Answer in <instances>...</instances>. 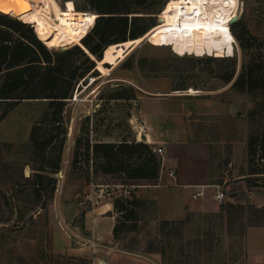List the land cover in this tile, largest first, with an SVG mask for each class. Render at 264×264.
Masks as SVG:
<instances>
[{
	"label": "rangeland",
	"instance_id": "rangeland-1",
	"mask_svg": "<svg viewBox=\"0 0 264 264\" xmlns=\"http://www.w3.org/2000/svg\"><path fill=\"white\" fill-rule=\"evenodd\" d=\"M176 1L169 8L163 7L155 23L167 26L173 22L167 13ZM191 1L190 10L194 12L183 20V29L153 28L146 34L151 36L132 51L134 46H126L130 52L125 53L123 60L105 62L103 55L104 62L97 61L101 71L96 67V72L77 83L62 111L67 134L60 169L54 174L45 173L57 178L54 189L47 180L36 184L38 162L30 144L32 126L49 110V101L26 99L12 105L0 103V264H90L88 259L47 252L49 208L58 210L60 201L79 204L92 178L96 182L129 185L131 192L125 197L136 196L131 180H125L121 173H104L98 166L104 159H95L92 149L89 152L86 149L95 142H144L139 130L142 125L139 109L147 95H179L185 100L184 124L191 128L194 139L211 143L214 181L220 183L226 195L238 188H264V152L253 156L248 148L250 137L259 136L264 129L263 92L260 89L239 92L233 87L243 64L253 56L264 55V0H223L218 7L212 5L214 8L205 7L209 0ZM232 2L236 4L233 18L237 16L235 21H239L237 30L245 26L256 37L247 41L250 48L243 49L230 32L233 18H220L217 26L221 28L210 29L220 14L232 11ZM77 5L86 11L77 10ZM88 6L87 0H34L28 3L25 18L38 23V34L50 49L64 50L78 44L92 30L98 14ZM4 7L18 17L17 0L4 2ZM89 16L90 21L75 33L81 28L77 27L78 20ZM32 24L37 29V24ZM107 59H111L110 54ZM231 59L236 60V74L232 81L226 82L222 77L232 70ZM182 91L194 92L183 94ZM251 169L257 173L250 174ZM122 192V188L115 187L113 198L95 206L114 203ZM243 196L236 203L221 202L226 211L220 209L182 219L188 218L183 229L185 237L182 241L172 238L176 245L172 252L166 244L165 261L160 252L147 251L151 241L160 249L164 245L160 242L162 220L154 201L142 203L136 228L123 230L115 243L122 250L152 257L155 264H177L180 257L182 264H243L248 227L255 221L264 224V212L252 210L253 204L248 199L243 202L248 195ZM229 203L244 209L232 208ZM89 209L87 205L81 206L82 213ZM113 214L116 216L115 210ZM76 221L83 223L82 218ZM200 233L204 234L202 249L196 246V250L188 252L194 245L187 242ZM182 243L187 251L184 256L179 251Z\"/></svg>",
	"mask_w": 264,
	"mask_h": 264
},
{
	"label": "trees",
	"instance_id": "trees-1",
	"mask_svg": "<svg viewBox=\"0 0 264 264\" xmlns=\"http://www.w3.org/2000/svg\"><path fill=\"white\" fill-rule=\"evenodd\" d=\"M33 1L19 2L18 17L9 11H0V103L9 102L8 104L12 105L26 99L49 101V110L32 126L30 144L38 162L35 168L36 184H43L47 180L53 184L54 189L57 178L45 173L50 171L54 174L60 169L67 134V126L62 115L64 102L72 96L80 80L86 79L92 71L96 72L97 61L113 62L107 59V54H110L116 44L135 47L148 32L157 27L159 23H155L156 15L164 10L169 0H87L90 5L88 7L99 16L96 14L92 30L81 37L78 44L64 50L50 49L42 36H39L41 34H38V23L26 20L28 3ZM223 3L221 0V5ZM23 5H27V8L25 9ZM76 8L82 9L78 5ZM91 16L78 20L77 27L80 25L81 28L75 33L90 21ZM32 23L37 24V29ZM238 25L239 21H235L231 29L229 28L230 32L232 30L243 49L250 48L247 41L250 37L254 39L256 37L251 35L245 26L237 30ZM107 48L106 58L102 61ZM231 62L232 70L222 77L226 82L232 81L236 74V60L231 59ZM97 68L99 69V64ZM233 87L239 92L260 89L264 98V55L253 56L243 64ZM248 148L249 155L255 156L264 152V129L259 136L250 137ZM91 149L95 159L98 157L104 159V163L98 165L104 173H121L125 180L132 181L131 184H154L159 177V156L146 142H95L87 145L86 151L89 152ZM131 160H134V165L131 164ZM249 173L254 174L257 171L251 169ZM36 191L41 197L40 190ZM144 201L147 200L136 196L133 198L120 196L115 199L113 205L118 217L113 233L116 240L120 238L123 230L136 228L138 209ZM228 206L244 209L243 206L233 203H229ZM250 208L257 213L264 212V207L251 205ZM224 210L226 211V208L222 206L221 211ZM187 221L188 218L162 220L160 232L163 237L160 242L164 245H161L160 249L151 241L147 251L160 252L165 261L166 244L171 252L176 248L172 238L179 241L184 239L183 229ZM251 225L261 223L255 221ZM203 235L197 234L194 240L187 242L194 245L188 252L196 250V246L199 250L202 249L200 246ZM207 248L211 249V246ZM179 249L180 255L184 256L187 252L185 244H180ZM177 264H182V257L178 258Z\"/></svg>",
	"mask_w": 264,
	"mask_h": 264
},
{
	"label": "crops",
	"instance_id": "crops-1",
	"mask_svg": "<svg viewBox=\"0 0 264 264\" xmlns=\"http://www.w3.org/2000/svg\"><path fill=\"white\" fill-rule=\"evenodd\" d=\"M177 96L152 94L141 100L139 130L145 137L143 141L158 154L160 170L154 184H133L136 197L154 201L161 220L219 212L221 202L236 203L242 194L248 195L243 202L248 199L264 207L263 187L238 188L227 192L226 200L217 199L221 186L214 181L211 143L194 139L191 128L184 124L185 100ZM113 211L111 202L82 213L77 202L60 201L58 210L51 207L48 211L47 252L88 259L90 264H155L152 257L116 245L113 230L118 214L115 216ZM78 218H82V224L76 221ZM243 264H264V224L248 227Z\"/></svg>",
	"mask_w": 264,
	"mask_h": 264
},
{
	"label": "bare ground",
	"instance_id": "bare-ground-1",
	"mask_svg": "<svg viewBox=\"0 0 264 264\" xmlns=\"http://www.w3.org/2000/svg\"><path fill=\"white\" fill-rule=\"evenodd\" d=\"M173 1V0H172ZM172 1L170 0L169 2H168V4H167V6L166 7H170V4L172 3ZM218 2V3H214V2ZM236 2V1H235ZM232 4L233 5H231L233 8H232V11L231 12H226V13H224L223 12V14H220L219 15V17L218 18H216V20H215V22H214V24H212L211 26H210V29L211 28H213V27H215V28H221V27H219V25L217 26V23H219V20H220V18H222V19H224V18H226V16L228 17L227 18V20H230L231 18H233V16H234V12H235V8H236V4H234L233 2H232ZM191 5H193L192 4V1L191 0H178V1H176V3L174 4V7H171V10L169 11V13H167V15H170V16H172V20H173V22H171L170 24H168L167 26H165V25H161V24H159L158 26H164V27H162L163 29L165 28V27H167V28H170V27H172V28H179V29H183L182 28V26H183V20H186L185 19V17L188 15V14H192L194 11L193 10H190V7H191ZM212 5H215V6H217V5H221V3H220V0H209V5H206L205 7H208V8H214ZM218 7V6H217ZM216 7V8H217ZM166 9V8H165ZM165 13V14H166ZM164 14V15H165ZM164 21V22H163ZM162 22H163V24H165L166 22H165V18L163 17V20H162ZM229 22L230 21H228V22H226V25L224 26V28L229 24ZM94 24V23H93ZM93 26V25H92ZM157 26V27H158ZM184 27V26H183ZM186 29V28H185ZM158 31V30H157ZM157 31H155V32H153L152 34H154V33H156ZM151 36V35H150ZM149 36V37H150ZM149 37H147V38H149ZM135 47H133L132 49H131V51L134 49ZM107 51H108V48L107 49H105V51H104V59L106 58V54H107ZM129 51V49L127 48V47H124V46H122V43H119V44H116L115 45V48L110 52V58L113 60V61H118V62H120L121 60H123L124 58H125V53H127ZM130 52V51H129ZM128 55V54H127ZM110 59V60H111ZM98 69V68H97ZM98 70H100L101 71V69H98ZM102 72H105V71H102ZM192 90V89H191ZM191 92H194V91H191ZM142 134H141V132H140V136H141Z\"/></svg>",
	"mask_w": 264,
	"mask_h": 264
},
{
	"label": "built area",
	"instance_id": "built-area-1",
	"mask_svg": "<svg viewBox=\"0 0 264 264\" xmlns=\"http://www.w3.org/2000/svg\"><path fill=\"white\" fill-rule=\"evenodd\" d=\"M180 93L183 94H190V91H182ZM171 175L175 174L174 170L170 171ZM121 186V187H120ZM115 187L122 188L123 192L120 196L125 197L127 194H130L131 192V186L125 185V184H114V183H102V182H96L92 178L89 190L86 193V195L83 196V198L79 201L80 206L87 205L88 208L91 207L93 209L97 203L100 201H103L107 198H113ZM226 196V193L223 190H220L217 193V199L219 201H223Z\"/></svg>",
	"mask_w": 264,
	"mask_h": 264
},
{
	"label": "snow or ice",
	"instance_id": "snow-or-ice-1",
	"mask_svg": "<svg viewBox=\"0 0 264 264\" xmlns=\"http://www.w3.org/2000/svg\"><path fill=\"white\" fill-rule=\"evenodd\" d=\"M18 2H22V0H18ZM23 7L26 9L27 5H23ZM8 10L4 7V0H0V11ZM19 10V9H18Z\"/></svg>",
	"mask_w": 264,
	"mask_h": 264
},
{
	"label": "water",
	"instance_id": "water-1",
	"mask_svg": "<svg viewBox=\"0 0 264 264\" xmlns=\"http://www.w3.org/2000/svg\"><path fill=\"white\" fill-rule=\"evenodd\" d=\"M237 19V16L236 17H234L232 20H231V23L233 22V21H235ZM147 37H145L143 40H145ZM143 139H145V137L143 136Z\"/></svg>",
	"mask_w": 264,
	"mask_h": 264
}]
</instances>
